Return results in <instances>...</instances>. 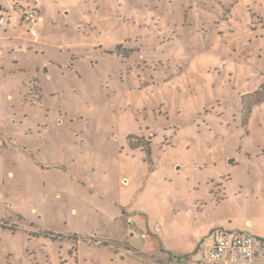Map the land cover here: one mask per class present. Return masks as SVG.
<instances>
[{"label": "rangeland", "instance_id": "1", "mask_svg": "<svg viewBox=\"0 0 264 264\" xmlns=\"http://www.w3.org/2000/svg\"><path fill=\"white\" fill-rule=\"evenodd\" d=\"M38 7L1 56L0 264H195L214 231L264 242V0Z\"/></svg>", "mask_w": 264, "mask_h": 264}, {"label": "built area", "instance_id": "2", "mask_svg": "<svg viewBox=\"0 0 264 264\" xmlns=\"http://www.w3.org/2000/svg\"><path fill=\"white\" fill-rule=\"evenodd\" d=\"M41 1L32 0L33 6L21 12V20L23 22L32 25H38L41 22V18L37 12L38 4ZM2 24L3 18L0 16V25ZM236 262L264 264V246L258 239L247 234L215 231L210 245L200 251L198 264Z\"/></svg>", "mask_w": 264, "mask_h": 264}, {"label": "crops", "instance_id": "3", "mask_svg": "<svg viewBox=\"0 0 264 264\" xmlns=\"http://www.w3.org/2000/svg\"><path fill=\"white\" fill-rule=\"evenodd\" d=\"M4 4L5 5H0V16H2V18H3V24L0 25V27L2 28L4 26H6V28H9L11 26L10 25L11 21H10L9 13L10 12H16L18 14V18L20 20V23H19V27H20L19 30L20 31L18 32V30L15 27L11 28L12 32H10V33L7 30H3V35L0 36V64H1V61H2V57L1 56H3V54H5L6 52L7 53H12L13 52V46L11 44H6L5 41H17V42H20V44L18 43L17 45H19L20 47H21V45L23 47H26V45H28V43L30 42V40H28V34H29L28 32H30V34H32V35H33V32H34V27L32 28L30 26V24L22 22V20H21V12L23 10H27L28 8L31 7V5L28 4V0H12V2L10 3V6H9V3L7 1ZM14 6L17 7L16 10H14ZM18 11H19V13H18ZM37 12H38L39 17L41 18V22H43V17L40 15L41 12H40L39 7H37ZM1 147L6 148L7 146L5 145L4 142H2ZM214 232L211 233L210 240L208 242L204 241L205 244L200 247V251L203 248H205V247L210 245L211 240H212V235H213ZM257 239L261 240L262 241L261 243L264 246L263 240L261 238H257ZM126 251L130 252V250H126ZM167 260L171 262V258H168ZM199 260H200V255H199ZM199 260H196L195 264H198ZM173 263H176V264H179V263L190 264V261H188V259L187 260L181 259V260L177 261L176 259L173 258ZM226 264H246V263L236 262V263H226ZM251 264H259V263L255 262V263H251Z\"/></svg>", "mask_w": 264, "mask_h": 264}, {"label": "trees", "instance_id": "4", "mask_svg": "<svg viewBox=\"0 0 264 264\" xmlns=\"http://www.w3.org/2000/svg\"><path fill=\"white\" fill-rule=\"evenodd\" d=\"M118 51V49H117ZM131 53V51L128 52V54L126 56H129ZM259 91H261V88L257 91H255L253 93L254 96H257L259 94ZM264 103V97L262 99H259L256 104L259 105V104H262ZM241 104H242V110H241V118H242V124L243 125H246L247 121H248V118L251 114V107L250 106H246L243 104V101H241ZM257 239V238H256ZM259 240V239H258ZM259 242H262L261 240H259ZM174 259H176L177 261L181 260V259H184V260H187L188 257L187 256H174L173 257Z\"/></svg>", "mask_w": 264, "mask_h": 264}, {"label": "water", "instance_id": "5", "mask_svg": "<svg viewBox=\"0 0 264 264\" xmlns=\"http://www.w3.org/2000/svg\"><path fill=\"white\" fill-rule=\"evenodd\" d=\"M229 163H232V161H230Z\"/></svg>", "mask_w": 264, "mask_h": 264}]
</instances>
